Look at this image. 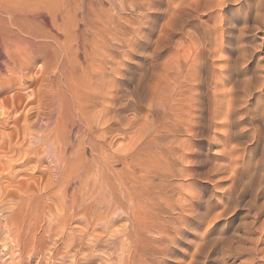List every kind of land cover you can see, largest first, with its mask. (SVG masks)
Wrapping results in <instances>:
<instances>
[{
	"label": "bare ground",
	"instance_id": "obj_1",
	"mask_svg": "<svg viewBox=\"0 0 264 264\" xmlns=\"http://www.w3.org/2000/svg\"><path fill=\"white\" fill-rule=\"evenodd\" d=\"M228 1L194 0L198 18L203 12L209 20L198 19V23L196 15L192 29L188 26L192 14H185L182 7L177 14L170 4L171 37L196 35L200 47L199 54L194 53L199 56L197 62L195 57L162 60V52L171 44L164 43L163 33L159 36L164 42L158 37L142 51L136 33L138 0H0V200L12 196L16 201V209L12 207L13 211L0 217V264H31L49 245L53 257L62 254L61 260L71 253L75 257L77 250L88 259L98 253L97 264H107L103 258L108 251L113 255L119 247L136 246V239L146 234L165 231L162 226L171 225L174 211L177 219L189 221L188 217L196 216L198 212L189 211L181 200L190 198L195 206L200 193L191 195L181 182L185 178L188 187L198 188L205 174L200 144L203 122L221 127L223 137L228 138L237 130L239 137L246 133H241L244 124H256L257 119L264 122V79L256 68L251 67L249 75L247 72L264 42L249 41L252 37L245 39L242 32L262 29L264 0H244L245 25L235 42L232 40L235 49L231 46L237 53L217 70L214 57L222 49L224 34L238 19L233 12L228 18L222 16ZM125 46L129 48L126 52ZM260 61L254 65L259 71L264 66ZM23 101L27 108L19 111ZM45 160L48 163L42 165ZM30 162L43 166L36 170L38 174L26 173ZM252 180L254 185L249 186L255 187L256 180ZM30 182L38 184V203ZM33 199L41 216L33 215ZM263 207L254 210L255 214ZM122 218L129 227L123 233L114 231L112 227ZM77 223L83 227L72 228ZM25 238L30 239L29 245ZM147 241L146 245L153 244ZM132 259L117 258V264H129Z\"/></svg>",
	"mask_w": 264,
	"mask_h": 264
},
{
	"label": "rangeland",
	"instance_id": "obj_2",
	"mask_svg": "<svg viewBox=\"0 0 264 264\" xmlns=\"http://www.w3.org/2000/svg\"><path fill=\"white\" fill-rule=\"evenodd\" d=\"M138 1L141 4V7L139 9L140 11H138L135 15L139 19V25L140 26L138 25L136 33L138 34L137 35L138 45L141 48H144V49H142V51H144L149 46L150 43H153L157 39H159L158 37H160L159 36L160 33H163L165 35H161V37L163 36V38L164 39L166 38V39L164 40L160 37V41H161V39H162V41L163 40L165 41V42L163 41L164 43H169L171 41V44L173 46L170 44L169 47L172 46L171 48H169L168 46H166L167 48L165 47L164 51L165 50L166 51L165 52L163 51L162 55H161L162 60L163 59L165 60V58L166 59L171 58L172 56L173 57L177 56V59L181 57L180 58L181 60H183L182 59L183 57H185L184 59H187L188 57H189V59H191V57L194 59V57H195L196 61L198 62L197 59H199V56L197 57V55L194 54L195 52L198 54L200 52V47H197L198 42L196 40V35H191L194 38H190L189 36L183 37V35H181V34H179V35L176 34L174 37L172 36L173 37V39H172L171 34L169 32L170 31V28H169L170 22H168V19L170 18V11H168V10H170V4H171V8H173L175 10L177 9V12H176L177 14L179 13L178 11L182 8H184L183 12L185 11V14H190V15L192 14L190 17L191 23L189 22L190 24L188 25L189 29H192L190 27V26H192L191 24L192 23L197 24L196 21H198V19H200V18H198V12L196 14V11H197L196 10L197 4H195L196 2H194V0H191V2H190V0H189V3H192L194 5L193 6L192 4L187 5V3H184L185 0H181V1L180 0H138ZM177 1H179L182 5L178 2L181 6H177ZM186 1L188 2V0H186ZM235 1L236 0H229L228 3H226L225 6L222 7L225 10L224 11L221 10V11H223V14H222L223 17L228 18L231 15V13L233 12L234 13L233 15L235 16V18L237 17L238 19H236L235 20L236 22L233 24L232 27H230V32L224 34V36L222 38V42H221L222 49L220 48V51L214 57L215 68L217 70H222V67H224V65L226 64V58L227 57H229V56L231 57L233 55V52H234V54L237 53L236 50H233V48H231V46L234 47V49L236 47V45H234L232 40L234 41L235 37L237 35H239L240 31H242L241 26L245 25L246 17H245V12H243V11H245V7H244L245 2H244V0H240L241 2H238V1L235 2ZM183 4H185V5H183ZM105 6L107 8L113 7L112 4H109V5L106 4ZM185 7H186V9H185ZM150 10H152V11H150ZM180 11H182V10H180ZM240 12H241V14H239ZM196 15H197V20L195 19ZM199 15H200L202 20H207V21L209 20L207 13L201 12V13H199ZM168 16H169V18H167ZM239 16H241V17H239ZM165 17H166L167 21L165 20ZM240 18H241V20H240ZM200 20L198 21V23L200 22ZM165 22H166V24H165ZM167 22L169 23L168 26H167ZM249 24H251V21L249 22ZM165 25L169 28V30H168V28L164 29ZM161 29L163 30L162 32H160ZM166 32L169 33L170 36ZM242 32L244 35H246V36H243L245 39L252 37V38H249L250 40L248 39L249 41H251L253 39V40L257 41L258 43L264 42V26L262 27L261 30H258V29L255 30V29L251 28L250 30H246V31H242ZM248 32L251 33V35H253V36L255 35L256 37L254 36L255 38H253V36H251ZM167 35L169 38L166 37ZM229 42H231L234 46ZM128 49L129 48L125 46L123 48V51L126 52ZM263 51H264V47H262L260 49V51L256 52L254 58L252 59L254 61V63L251 60L248 64V68H247V72L249 71L248 75L250 73H252L253 70H255V68H256V70L262 75V80L264 79V76H263L264 75V69H263L264 66L261 69L259 68L261 71L263 70L261 73V71H259L257 69V67L254 65L255 64L257 65V63H258L257 59H258V61H259V59H261V61H260L261 64L264 63V52ZM258 54L260 55L261 58H259ZM208 56H210L209 53H208ZM257 56H258V58H257ZM255 58H257V59H255ZM175 59H176V57H175ZM255 61L257 63H255ZM251 67H253L254 69ZM216 69H215V71H217ZM251 69H253V70L250 71ZM24 102L25 101H23L21 103V106L24 105L23 107H25V109L20 106L19 111L26 110L27 107H26ZM206 119H204V120H206ZM255 121L257 122L256 124L260 127H257L256 124H254V123L252 125H255V126H252L251 124H249L252 127H250L248 124H244L243 128L245 127L244 128L246 130L245 131V130L241 129L242 124L239 126L237 125L236 129H238V128L241 129L242 134L244 132H246V133H244L243 135L241 134L242 136L239 137V131L240 130H237L238 133L237 132L236 133L238 134V137H237V134L233 133L235 135L230 134L229 138L223 137V135L221 133L222 130L220 129L221 127L218 126L219 128H217V126H215L214 123L207 122V120H206V123H204L205 122L204 121L203 122L204 126L202 127L203 133H202V136L200 138L201 139L200 144H201L202 150H203L202 151V159L204 160L203 165H202V170H203L202 172L204 173V171H205V174H202V177H204V178L201 177L200 183H199L200 185H198L199 186L198 188L196 186H193V187L190 186L192 184H190L188 187L187 185L189 184V180H187V179L185 180V178H183L185 182L183 181V179H181L179 181V183L181 181H183V182H181V184L184 183L183 185L186 188H189L188 190L191 193V195L200 193L198 204H196L195 206H194V203L191 202L193 200H191L189 197H187V198L190 199V200L188 199L190 201V203L187 202L188 200H186V201L181 200L182 202H186L187 207L189 205V211L195 210L196 213L198 212L196 214V216L194 218L188 217L190 219L189 221L186 218L185 219L179 218L180 219V221H179V219H177L179 217L178 212L174 211L175 213L174 212L173 213L176 214L175 216H173L175 218V220L172 217L171 218V221H172L171 225L168 224L167 228L162 226L165 229V231L161 232L160 229L158 227H156V229H159V230L152 232V233H149V234H146L141 239L140 238L136 239L137 242L136 241L135 242H136L137 247L134 246V247H131L130 249H129V247H127V250L125 247H123V248L119 247L115 250V253L113 255H109L110 252L108 251L107 252L108 256L105 254V257L103 258L104 262L107 264H117L119 262V260H121L123 258H125L127 260V258L129 256H131L134 260L136 258V260H137L136 264H138V262H139V264H264V249H262V248H264L262 246V245H264V225H263L264 223L262 224L263 226L260 224V223H262L261 218L262 217L264 218V215H263L264 209L263 210L260 209L262 212L261 211L256 212L257 215L254 212V210L257 211L258 207H260L262 204H264V191H263L264 180H262V178L264 176V150H263L264 149V137H263L264 136V131H263L264 125L262 123H264V122L259 120V119L255 120ZM258 122H260V123H258ZM246 125H248V127ZM261 126H263V127L261 128ZM226 128L227 127H225L224 129H226ZM253 128H256L257 130H255ZM236 129H235V131H236ZM216 131L218 132V134H216ZM260 131H262V132H260ZM215 136H216V138H215ZM222 137H223V139L221 140ZM250 138H252V139H250ZM121 140L124 143L126 142L125 139H121ZM224 140L226 142H224ZM47 163H48V161L45 160L42 165H46ZM30 164H31V166H29V167L31 168V170L27 168L28 165H30ZM28 165L25 168H26V173H28L29 176H30V171H31V174L35 173V175H36L39 173L37 171H39L40 169L43 168V166H39V168L36 167L37 164L35 162H30ZM177 167H181V164L178 165ZM26 173H25V175H27ZM22 175H24V174H22ZM254 175H256V176L258 175L257 176L258 179ZM251 176L255 180L257 179L255 181V184H257V185H255V187L259 188L258 190H256L257 188L255 189V187H253V186H249V185H251V183H252V185H254V183H253L254 180H252L253 178ZM249 177H251L252 179H250ZM18 178H20V177H18ZM249 179L251 180V182L248 181ZM260 180H262V181H260ZM246 181H247V183L249 182L250 184L248 183V185H247ZM240 182H242V183L240 184ZM243 182H244V185H243ZM259 182H261L262 184ZM33 183L30 182L31 185H29V186H32L31 188L33 191L35 190V192H33V194H32V197L33 198L35 197L34 199L37 202L36 196L39 193H38V190L36 189L37 188L36 186H38V184L34 183L35 184L34 185ZM245 183H246V186H245ZM240 185H241V187H240ZM258 185L262 186V187H259ZM247 186H249L250 188ZM33 187L34 188L36 187V188L34 189ZM185 187H183V188H185ZM190 188H192V189H190ZM12 190H14V189L13 188L10 189L11 193L14 192ZM250 190L251 191L254 190L253 191L254 193H255V191H257V192L255 194H252L253 192H251ZM230 192H231V195H234V196H231ZM12 195L16 196L17 194L12 193ZM255 195H257V196H255ZM11 197L12 196H7V198H5V200H4V202H1V200H0V205H1L0 206V217L2 215L1 218H4V215L6 213L8 214L10 211H13L12 210L13 208L16 209V207H15L16 201L14 202L11 199ZM34 199L32 200V202L34 204V205L32 204V206L35 209L33 211V215L41 216L42 215L41 209L39 206L35 207L38 202L36 203L34 201ZM227 199H229V200H227ZM6 200H8V201H6ZM225 202H227V203H225ZM228 202H230L231 204L230 203L228 204ZM223 203H225V204H223ZM254 203H255V205H254ZM48 204H51V203L48 202ZM223 205L224 206L226 205L227 207H224ZM254 206H255V208H254ZM228 207H229V209H228ZM223 210H225L227 213H224L225 211L223 212ZM230 210H232V211H230ZM200 211H202V212H200ZM221 211L224 214L221 213ZM207 212L209 213L208 215H207ZM199 213H201V214H199ZM23 215L26 218L29 217V215H27V213H24ZM260 216H261V218H260ZM196 217H198V218H196ZM124 219L123 218L120 219L118 221V223L112 227V229L114 231H121L120 233L125 232L124 227H126V226L129 227V224ZM256 219H258L260 221H258ZM244 221H246V222H244ZM191 222L192 223L194 222V223L192 224ZM249 222H251V224ZM263 222H264V219H263ZM173 223H174V225H172ZM242 223H243V225H242ZM77 224L78 225H76V226L73 225L72 228L80 229L83 227L82 224H80V223H77ZM175 225H177V226H175ZM169 226H171V229L169 228ZM173 226H175V227H173ZM177 227H178V230L177 229L175 230V228H177ZM254 227H257V230L254 229ZM260 227L263 229H261ZM182 228H183V230H182ZM258 228H260V229H258ZM251 230H253V231H251ZM23 231L26 232V226L24 227ZM174 232H175V235H173ZM186 232H188V233H186ZM169 233H170V235H169ZM171 233H172V235H171ZM194 233H195V235L196 234L197 235L195 236ZM37 235H38V237H41V233H38ZM182 235H183V237H182ZM168 236L170 237V239ZM171 236H172L173 240H172ZM111 238L112 237L111 236L109 237V235H108V240ZM146 238H150V239L147 241ZM174 238H176V239L174 240ZM182 238H184V239L186 238V239L184 240ZM248 238H250V239H248ZM252 238H254V239H252ZM122 239H124V238L122 237L121 240ZM132 239H133V236H132ZM191 239L197 243H192L193 241ZM256 239L259 241H256ZM231 240H233V241H231ZM250 240L251 241L254 240L253 241L254 243L251 242ZM24 241H25L26 245H29V242H30L29 238H25ZM146 241H147V243L151 242L153 244L148 243L146 245ZM190 241H192V242H190ZM226 241H228V242H226ZM240 241H242L241 242L242 244L240 243ZM126 242L128 243L129 241H126ZM126 242H124V243L126 244ZM141 242H142V244H141ZM203 242H205V243H203ZM231 242L234 245V246L232 245L233 247H231V244H232ZM39 243H40L39 241H36L37 245ZM243 243H244V245H243ZM143 244L146 245V247L148 245L149 246L151 245V247L145 248ZM194 244H196V246H194ZM227 244H229L230 247H228ZM40 245L43 247L44 246L43 242H41ZM198 245L199 246L203 245L202 247H200V250H199ZM204 245H207V246H204ZM237 245L239 246L238 249H237ZM242 246L243 247L246 246L245 249ZM48 247H50V248H47L44 246L43 253L40 254V256H39V254H37V256H35V258H33V262H31V264H63V263L64 264H73L74 262L76 264H97V262H99L98 253H96V255H95L96 258L88 259L87 257L84 256L85 254L83 252H80V251L77 252V250H74V252H73L76 255L75 257H73V254L71 253L64 260H61L62 254L60 253V254H58L59 256L56 255L55 257H53L52 249H51L52 246L49 245ZM204 247H205V249H203ZM260 247H262L260 249V251H262L261 252L262 255L258 251ZM141 248H143L142 249V251L144 250L143 252L141 251ZM152 248H155V249H152ZM251 248H253V249H251ZM201 249H203V250H201ZM254 249H256V250H254ZM124 250H126V251L124 252ZM138 250L140 251L141 254L139 252L136 253ZM61 251H63V250L61 249ZM124 253H125V255H124ZM144 253L148 255V258L146 257L147 255L146 256L144 255ZM122 254L124 256V257L122 256L123 258L120 257V255H122ZM135 254H136V256H135ZM137 254H139L140 256ZM38 256H39V258H38ZM141 256H143V258H141ZM107 257L110 259H108ZM115 257H117L119 260H117V258H115ZM147 259H149V260H147ZM132 260L130 261L129 264L133 263L134 260L133 261ZM142 261H144V262H142ZM145 261L146 262L148 261V262L146 263ZM26 263L29 264L28 262H25V264Z\"/></svg>",
	"mask_w": 264,
	"mask_h": 264
}]
</instances>
